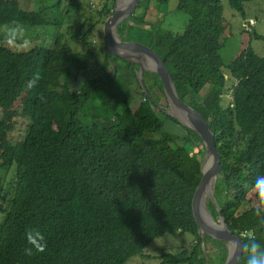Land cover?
Here are the masks:
<instances>
[{
  "label": "trees",
  "instance_id": "1",
  "mask_svg": "<svg viewBox=\"0 0 264 264\" xmlns=\"http://www.w3.org/2000/svg\"><path fill=\"white\" fill-rule=\"evenodd\" d=\"M247 1L227 0L242 19ZM168 2L143 0L117 34L155 51L178 97L209 124L220 159L213 187L220 215L240 241L248 243L251 236L264 248V212L257 215L256 189L257 179L264 177V59L250 45L233 58L227 69L236 85L231 104L223 108L227 79L220 51L228 24L222 0H185L190 18L177 35L147 17L151 3L166 7ZM105 7L82 35L59 34L51 49L17 53L0 39V192L3 175L14 174L0 217V264H126L168 233L190 235L193 241L176 254L163 255L160 264H206V257L208 264H224L226 259L216 255L227 251L225 243L202 239L191 211L201 174L191 173L192 155L184 143L188 139L193 156L203 158L201 139L166 115L147 88L141 89L136 67L108 54L102 32L104 72L71 90L70 82H78L93 61L89 37L100 20L104 25L112 15L115 1ZM59 11V4L28 12L18 0H0V28L53 26L65 15ZM110 60L116 66L114 77ZM35 74L40 79L28 88ZM153 79L164 97L155 75ZM133 81L139 94L129 88ZM58 104L66 109L55 121ZM16 110L27 129L22 141L13 143ZM164 121L180 126L184 135L153 138ZM207 210L217 217L210 201ZM30 229L44 234V252L25 254L31 247L26 239ZM245 260L246 253L239 264Z\"/></svg>",
  "mask_w": 264,
  "mask_h": 264
},
{
  "label": "rangeland",
  "instance_id": "2",
  "mask_svg": "<svg viewBox=\"0 0 264 264\" xmlns=\"http://www.w3.org/2000/svg\"><path fill=\"white\" fill-rule=\"evenodd\" d=\"M114 1L116 2V0H18L20 8L24 11L38 12L59 4V12L65 15L63 19L60 20L61 22H56L53 26L44 28H27L20 25L3 26L0 28V39L5 47L17 53L29 51L33 47L51 49L59 34L68 33L70 36L82 35L89 26L99 20L98 13L104 10L106 8L105 6H111ZM183 5H185V0H169L166 7L151 3L149 9L151 13H149V15L147 13V17L151 16L152 19L148 18L151 22L161 21V30L164 32L171 33L172 35L181 34L185 30L190 18L189 13L184 10L185 6ZM222 6L223 18L228 24L226 33L227 42L225 47L220 51V57L225 66L224 74L227 79V91L222 98V106L225 108L232 102V87L236 85V82L230 78L227 69L233 58L247 45H250L254 53L258 57L264 59V2L261 0H248L245 4V19H242L231 10L227 0H222ZM55 15L58 18V14L53 12V16ZM99 22V26L93 31V36L89 37V43L94 47V49L92 47L93 61L89 63L88 69L78 78V82H70L71 90L78 89L83 81L99 78L102 72H104L102 63V57H104V55L101 52L102 41L98 36V34L103 31V25L101 24V20ZM82 24H85L84 27H82ZM75 48L79 50L78 47ZM118 64L121 68L120 72L125 73V66H123L122 63ZM142 65L144 68L148 67L145 62ZM137 77L138 73H136V78ZM143 81L154 100L158 101L163 108L162 111L166 115L171 114L165 97L158 93L160 92L159 86L154 83L153 75L145 72ZM129 88L132 92L139 94L136 81H133ZM136 99L137 98L132 95V102H135ZM65 109L66 105H57L54 113L55 121L65 113ZM1 115L2 111L0 110V118ZM159 116L163 119L161 115ZM13 119L15 126L11 135L12 142L18 143L22 141L26 134L27 122L17 110L14 112ZM169 133L176 134L180 137L184 135L183 129L180 126L169 121H164L161 132L152 136H154L153 138H161L163 135ZM184 146L189 154L192 155L190 166L191 173L198 178L201 174L203 158H201V156H193L192 149H190L191 144L188 139H185ZM13 178V172H6L3 175L4 180L2 183V191L0 192V217L7 206V197L4 196V193L8 190L11 192L12 190L10 185L8 188L7 183ZM253 192H255V190L249 195V199L253 198ZM209 214L215 222L218 221L213 213L209 212ZM192 241L193 238L190 235L179 236L176 233H168L162 238L152 242L148 247L142 250L139 256L130 259L126 264H160L163 255L176 254L182 249L189 247ZM210 254H213V249H210ZM227 255L228 251L220 252L216 256H218L219 259H226ZM212 259L217 261V258L214 256H212Z\"/></svg>",
  "mask_w": 264,
  "mask_h": 264
},
{
  "label": "water",
  "instance_id": "3",
  "mask_svg": "<svg viewBox=\"0 0 264 264\" xmlns=\"http://www.w3.org/2000/svg\"><path fill=\"white\" fill-rule=\"evenodd\" d=\"M142 1L130 0L120 6V0H116L112 15L106 19L103 25L102 33L106 39L107 52L137 68V79L144 92H146V87L143 81V74L146 72L155 75L161 84L168 109L171 112V114L167 115L194 132L201 139L205 154L201 164V177L191 201L192 215L200 230L202 239L207 236L212 240L225 243L228 255L224 264H239L242 254L238 253L234 256L233 245L234 242L240 241V239L228 229L214 198L213 187L217 176L221 172V168L219 155L214 145V134L209 124L201 114L178 97L171 75L155 51L138 41L125 37L120 38L117 34V27L136 12ZM109 62L112 68V77H114L116 75V66L111 60ZM144 62L147 64V68L143 67L142 64ZM149 65H152V68H149ZM180 115L182 119H180ZM207 201H210L216 210L217 222L213 220L207 210ZM206 264H208L207 257Z\"/></svg>",
  "mask_w": 264,
  "mask_h": 264
},
{
  "label": "clouds",
  "instance_id": "4",
  "mask_svg": "<svg viewBox=\"0 0 264 264\" xmlns=\"http://www.w3.org/2000/svg\"><path fill=\"white\" fill-rule=\"evenodd\" d=\"M40 79L39 74H35L33 78L28 82L27 87L32 88L36 85ZM256 189L260 197L261 208L257 210L259 216L261 212H264V177H260L256 181ZM26 239L31 247L25 249L26 255H32L33 250L36 252H44L47 248V241L44 234L38 229H30L26 232ZM250 242L243 243L242 241H236L233 245V255L246 253L245 264H264V248L251 236L247 238Z\"/></svg>",
  "mask_w": 264,
  "mask_h": 264
},
{
  "label": "bare ground",
  "instance_id": "5",
  "mask_svg": "<svg viewBox=\"0 0 264 264\" xmlns=\"http://www.w3.org/2000/svg\"><path fill=\"white\" fill-rule=\"evenodd\" d=\"M128 1H130V0H120V6L123 5L124 2H128ZM149 68H152V65L151 66L149 65ZM180 117H181V115H180ZM180 119H182V117Z\"/></svg>",
  "mask_w": 264,
  "mask_h": 264
},
{
  "label": "crops",
  "instance_id": "6",
  "mask_svg": "<svg viewBox=\"0 0 264 264\" xmlns=\"http://www.w3.org/2000/svg\"><path fill=\"white\" fill-rule=\"evenodd\" d=\"M119 65V64H118ZM120 67V66H119ZM120 70H121V68H120ZM103 73V72H102Z\"/></svg>",
  "mask_w": 264,
  "mask_h": 264
}]
</instances>
